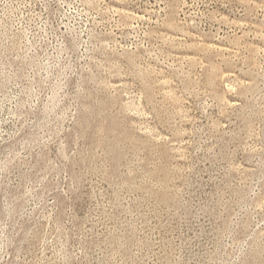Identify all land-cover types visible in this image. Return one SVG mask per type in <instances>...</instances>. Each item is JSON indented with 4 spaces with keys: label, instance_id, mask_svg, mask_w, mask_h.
<instances>
[{
    "label": "rangeland",
    "instance_id": "obj_1",
    "mask_svg": "<svg viewBox=\"0 0 264 264\" xmlns=\"http://www.w3.org/2000/svg\"><path fill=\"white\" fill-rule=\"evenodd\" d=\"M0 264H264V0H0Z\"/></svg>",
    "mask_w": 264,
    "mask_h": 264
},
{
    "label": "bare ground",
    "instance_id": "obj_2",
    "mask_svg": "<svg viewBox=\"0 0 264 264\" xmlns=\"http://www.w3.org/2000/svg\"><path fill=\"white\" fill-rule=\"evenodd\" d=\"M182 59V58H181Z\"/></svg>",
    "mask_w": 264,
    "mask_h": 264
}]
</instances>
